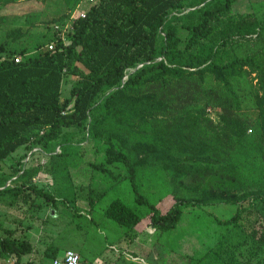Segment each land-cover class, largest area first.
Listing matches in <instances>:
<instances>
[{
  "label": "trees",
  "instance_id": "1",
  "mask_svg": "<svg viewBox=\"0 0 264 264\" xmlns=\"http://www.w3.org/2000/svg\"><path fill=\"white\" fill-rule=\"evenodd\" d=\"M237 1L96 0L83 18L74 19L66 43L55 39L53 50L48 42L13 44L20 30L7 31L13 50L0 48V197L8 193L25 202L32 194L54 204L32 180L48 162L53 175L68 176L69 168L82 163L87 142L102 154L90 167L111 180L109 188L127 180L155 231L174 229L183 208L204 203L209 193L235 194L237 205L258 201L264 213V72L253 84L243 68L246 60L222 62L211 37L215 21ZM207 109L218 112L216 122ZM28 149L47 156L40 169H22L25 153L7 164ZM139 154L189 160L177 170L166 168L168 177L154 171L166 189L179 179L169 189L175 202L165 214L140 192L145 174ZM104 215L125 232L142 218L119 199ZM262 216L249 233L242 210L217 220L227 236L211 252L220 256L249 237L264 249V230L256 226L264 224ZM31 250L26 240L0 236V260L15 256L20 264ZM56 252H49L50 261Z\"/></svg>",
  "mask_w": 264,
  "mask_h": 264
},
{
  "label": "rangeland",
  "instance_id": "2",
  "mask_svg": "<svg viewBox=\"0 0 264 264\" xmlns=\"http://www.w3.org/2000/svg\"><path fill=\"white\" fill-rule=\"evenodd\" d=\"M95 2L0 0V48L5 53L13 50L9 47L11 37L6 34L12 29H15L14 33L20 30V36L13 44L22 42L30 46L29 43L38 41L44 46L53 38L55 25L69 23ZM211 37L220 50L221 61L245 59L243 68L248 80L258 84L264 72V0H238L227 15L215 21ZM69 81L72 83L71 79ZM69 87V83L63 85V96L68 95ZM206 111L216 122L218 112ZM81 152L82 163L77 169L69 168L68 176L53 175L48 169L49 162L45 169H40L47 156L38 149L21 150L6 161L14 165L19 155L25 153L22 169H40L31 184L56 200L53 204L32 194L25 202L8 193L0 197V236L26 240L32 246L31 253L22 256L20 264H50L51 255L48 254L53 249L57 250L53 258H61L67 249L74 250L79 254L81 264H264V249L258 250V243L252 237L242 247L224 248L225 252H219L220 256L211 252L227 236L226 227L216 221L229 219L242 210L244 217L248 216L243 221L244 232L249 233L253 221L263 218L258 201L248 200L237 205L235 194L209 193L204 203L187 204L183 208L182 218L174 229L155 231L148 208L133 201L128 181L123 180L109 188L111 180L90 167L91 163L102 160V154H95L91 143L87 142L81 146ZM181 162L188 164L189 160L139 154L138 164L144 166L145 174L140 192L161 214L174 204L169 189L177 186L179 179L171 181L166 189L167 183H162L160 176L168 177L166 168L177 170V164ZM3 167L8 170L5 165ZM155 170L160 181H156ZM113 172L123 173L115 168ZM116 199L142 217L128 232L104 215ZM256 226L264 230V224ZM10 230L12 235L6 233ZM0 264H16V257L0 260Z\"/></svg>",
  "mask_w": 264,
  "mask_h": 264
},
{
  "label": "built area",
  "instance_id": "3",
  "mask_svg": "<svg viewBox=\"0 0 264 264\" xmlns=\"http://www.w3.org/2000/svg\"><path fill=\"white\" fill-rule=\"evenodd\" d=\"M90 3L93 2V0H88ZM73 17V16H72ZM79 17L83 18L84 17V12L79 14ZM72 20L65 24L63 28H61L58 25L54 26V36L51 38V40L48 41L46 44V47L48 50H53L56 44L55 39L59 38L63 43H66L67 37L66 33L71 29L72 23L75 18H71ZM20 58L15 57L14 61L17 63L19 62ZM43 163V162H42ZM50 264H80V256L77 252L71 249H67L64 251L63 255L61 258H54L50 261Z\"/></svg>",
  "mask_w": 264,
  "mask_h": 264
}]
</instances>
